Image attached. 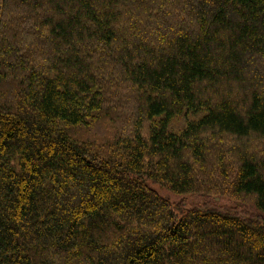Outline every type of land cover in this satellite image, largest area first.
I'll list each match as a JSON object with an SVG mask.
<instances>
[{
  "label": "trees",
  "instance_id": "1",
  "mask_svg": "<svg viewBox=\"0 0 264 264\" xmlns=\"http://www.w3.org/2000/svg\"><path fill=\"white\" fill-rule=\"evenodd\" d=\"M0 264H264V0H0Z\"/></svg>",
  "mask_w": 264,
  "mask_h": 264
},
{
  "label": "rangeland",
  "instance_id": "2",
  "mask_svg": "<svg viewBox=\"0 0 264 264\" xmlns=\"http://www.w3.org/2000/svg\"><path fill=\"white\" fill-rule=\"evenodd\" d=\"M155 187L161 196L169 199L170 201H172L176 204H181V205L188 207V208L201 206L205 203L204 199L200 198L197 195H194V196H191V195H187V196L175 195L172 192H169V191L162 189L158 186H155ZM213 203L218 208H224V209H230V210L235 209L240 213H243V212H248L250 214L254 213V209L251 208V206L249 204L250 202H243L242 203V202H238L235 199L226 197V198H219L218 201H215V199H213Z\"/></svg>",
  "mask_w": 264,
  "mask_h": 264
}]
</instances>
